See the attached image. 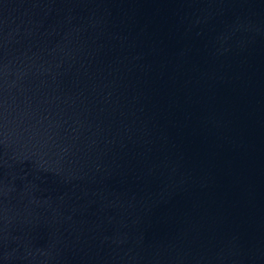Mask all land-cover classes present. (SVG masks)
I'll return each instance as SVG.
<instances>
[{
  "label": "water",
  "instance_id": "1",
  "mask_svg": "<svg viewBox=\"0 0 264 264\" xmlns=\"http://www.w3.org/2000/svg\"><path fill=\"white\" fill-rule=\"evenodd\" d=\"M0 264H264V0H0Z\"/></svg>",
  "mask_w": 264,
  "mask_h": 264
}]
</instances>
